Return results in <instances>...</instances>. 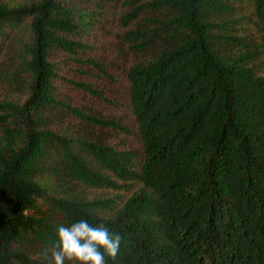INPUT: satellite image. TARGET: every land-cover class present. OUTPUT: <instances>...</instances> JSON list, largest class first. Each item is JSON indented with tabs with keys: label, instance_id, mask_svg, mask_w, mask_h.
Segmentation results:
<instances>
[{
	"label": "trees",
	"instance_id": "1",
	"mask_svg": "<svg viewBox=\"0 0 264 264\" xmlns=\"http://www.w3.org/2000/svg\"><path fill=\"white\" fill-rule=\"evenodd\" d=\"M0 75V264H264V0L0 2Z\"/></svg>",
	"mask_w": 264,
	"mask_h": 264
},
{
	"label": "clouds",
	"instance_id": "2",
	"mask_svg": "<svg viewBox=\"0 0 264 264\" xmlns=\"http://www.w3.org/2000/svg\"><path fill=\"white\" fill-rule=\"evenodd\" d=\"M58 239L46 245L40 256L42 264H107L105 256L115 261L120 253L122 237L106 226H93L81 219L57 228Z\"/></svg>",
	"mask_w": 264,
	"mask_h": 264
},
{
	"label": "rangeland",
	"instance_id": "3",
	"mask_svg": "<svg viewBox=\"0 0 264 264\" xmlns=\"http://www.w3.org/2000/svg\"><path fill=\"white\" fill-rule=\"evenodd\" d=\"M29 1H31V0H0V2L5 3V4L9 5V6L20 5V4L28 3ZM117 15H114L115 24L117 23ZM113 30H114V32H124L126 30V28H122L121 25H117V27L114 25ZM17 40H18L17 43L20 42L19 39H17ZM5 72L6 71H2L1 75L4 76L5 78H7L6 75H3ZM1 75H0V78H1ZM14 96H15V93L10 89L9 84H6V83L2 84L0 82V100H4V99H7V98H14ZM122 114L123 113H121V115ZM116 139L118 141L131 142V143H133L135 145H138V142L135 139L130 138V137H125L124 135H120L119 134L116 137Z\"/></svg>",
	"mask_w": 264,
	"mask_h": 264
}]
</instances>
